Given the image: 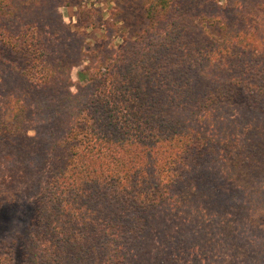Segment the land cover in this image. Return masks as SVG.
Wrapping results in <instances>:
<instances>
[{"label": "trees", "instance_id": "16d2710c", "mask_svg": "<svg viewBox=\"0 0 264 264\" xmlns=\"http://www.w3.org/2000/svg\"><path fill=\"white\" fill-rule=\"evenodd\" d=\"M69 1L0 0V47L23 60L0 55V178L42 206L38 239L17 237L15 255L264 264V0H150L146 27L94 56L64 20ZM55 140L68 161L43 181Z\"/></svg>", "mask_w": 264, "mask_h": 264}, {"label": "rangeland", "instance_id": "374dc122", "mask_svg": "<svg viewBox=\"0 0 264 264\" xmlns=\"http://www.w3.org/2000/svg\"><path fill=\"white\" fill-rule=\"evenodd\" d=\"M150 0H70L67 6L61 9V13L64 16V20L68 25L73 26L76 31H80L82 35L86 37V50L90 56H94L101 48L110 43L111 47H120L124 40L127 38H133L139 34L143 28L146 27L148 21L146 16V6ZM225 2L224 0H220ZM87 10L86 15H82L81 11ZM82 20V21H81ZM91 26L86 28V25L81 27V24ZM210 29L213 34L220 35L217 27ZM0 55L9 62L16 64L18 67L23 66V60L15 51L9 48L0 47ZM89 63H85L88 65ZM83 68H75L72 71V80L75 86L84 84L85 81L81 80V70ZM254 72V71H253ZM259 75L261 72L257 71ZM29 136L36 143L35 139L39 137V132L32 130L29 131ZM55 148L47 156V165L43 166V171L40 173V180L46 181L56 171L63 169L68 161V150L65 145L55 140ZM39 161L45 162L44 153L39 154ZM14 173L17 176L18 172L22 176L28 177V173L25 170V165L13 167ZM264 179V178H263ZM19 181V180H18ZM12 187L8 188L3 185V179L0 178V193L1 195L6 192H11L5 196L10 200L3 208L0 209V259L2 256L11 257L14 260V264H22L21 253L15 255V250H12L10 242L22 237L23 233L32 234L33 238H37L34 233L35 228L39 227L41 220L42 206L39 198H35L38 194L26 195L23 198L14 199L12 192L23 189L25 185H20L14 177ZM15 188V189H14ZM5 192V193H4ZM25 194V192H24ZM2 196H0L1 198ZM34 198V200L32 199ZM31 200V201H30ZM39 202V203H37ZM18 240V239H17ZM18 244H22L18 241ZM8 261V260H7ZM0 264L1 260H0ZM10 264V261H8Z\"/></svg>", "mask_w": 264, "mask_h": 264}]
</instances>
